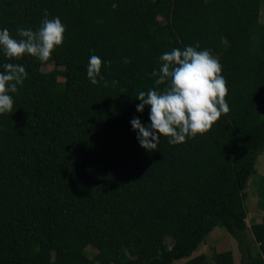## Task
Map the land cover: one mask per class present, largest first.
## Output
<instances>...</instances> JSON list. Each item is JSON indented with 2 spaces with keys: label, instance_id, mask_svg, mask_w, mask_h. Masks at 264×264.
I'll return each instance as SVG.
<instances>
[{
  "label": "trees",
  "instance_id": "trees-1",
  "mask_svg": "<svg viewBox=\"0 0 264 264\" xmlns=\"http://www.w3.org/2000/svg\"><path fill=\"white\" fill-rule=\"evenodd\" d=\"M263 2L0 0V264H264Z\"/></svg>",
  "mask_w": 264,
  "mask_h": 264
},
{
  "label": "rangeland",
  "instance_id": "rangeland-1",
  "mask_svg": "<svg viewBox=\"0 0 264 264\" xmlns=\"http://www.w3.org/2000/svg\"><path fill=\"white\" fill-rule=\"evenodd\" d=\"M260 23L264 24V2L261 7L260 12ZM41 70L43 71H52L56 73V78L58 83H63L65 81V68L64 66L57 65L53 57L48 54L44 57L43 62L41 63ZM264 175V150L258 155L257 161L255 164V172L251 176L249 183L245 189L244 203L246 207V226L249 230L251 224L259 222L262 217V210L259 206L260 193L258 190V181L259 176ZM175 233L171 232L165 239L168 245H171L174 240ZM251 247L255 252L257 250V244L254 240H251ZM231 250L233 253L234 264H239L240 253L237 248V243L235 239L227 232L223 226L214 227L208 234L205 236L204 241H202L196 250H194L188 257L182 258L179 260H174L173 264H181L184 261L194 257L198 254H205L209 261H212L213 254L215 252ZM88 257L92 258L97 250L92 246H87L85 249ZM102 264H113L111 261L106 260Z\"/></svg>",
  "mask_w": 264,
  "mask_h": 264
}]
</instances>
